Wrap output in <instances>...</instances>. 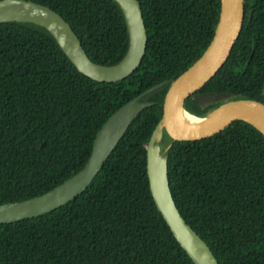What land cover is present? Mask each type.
<instances>
[{"label": "trees", "instance_id": "obj_1", "mask_svg": "<svg viewBox=\"0 0 264 264\" xmlns=\"http://www.w3.org/2000/svg\"><path fill=\"white\" fill-rule=\"evenodd\" d=\"M33 1L69 21L94 61L113 64L126 54L128 25L115 0ZM139 1L146 53L118 81L80 71L46 27L0 22V203L43 194L77 173L116 110L178 77L212 41L222 0ZM169 86L148 95L152 104L81 194L50 212L0 223V264H196L159 209L148 173L147 143ZM212 90L264 101V0L245 1L229 58L200 89ZM219 104L185 103L199 115ZM164 139L175 201L220 264H264V132L240 120L204 139L174 140L167 132Z\"/></svg>", "mask_w": 264, "mask_h": 264}, {"label": "water", "instance_id": "obj_2", "mask_svg": "<svg viewBox=\"0 0 264 264\" xmlns=\"http://www.w3.org/2000/svg\"><path fill=\"white\" fill-rule=\"evenodd\" d=\"M115 1L127 21L129 47L124 57L113 64L94 61L72 24L47 5L33 0H0V22L31 21L42 25L55 36L80 71L100 81H118L129 76L141 64L147 49L148 30L139 0ZM245 1L222 0L214 37L204 53L178 77L152 86L116 110L98 131L88 161L73 176L43 194L0 203V223L50 212L81 194L98 174L133 119L152 104L147 99L148 95L170 83L163 103L162 118L147 143L151 189L159 209L195 263L220 264L211 246L188 223L175 201L166 154L171 143L164 149L161 142L165 132L174 140L208 138L240 120L249 121L264 132V101L249 97L233 98V91H199L229 58L244 25ZM188 97L197 100L202 107L220 104L211 108L206 115H199L187 109L185 103ZM185 111L203 120L188 123L182 118Z\"/></svg>", "mask_w": 264, "mask_h": 264}, {"label": "bare ground", "instance_id": "obj_3", "mask_svg": "<svg viewBox=\"0 0 264 264\" xmlns=\"http://www.w3.org/2000/svg\"><path fill=\"white\" fill-rule=\"evenodd\" d=\"M182 118L188 123H196L203 120V118H199L198 116L191 114L187 111L183 112Z\"/></svg>", "mask_w": 264, "mask_h": 264}, {"label": "rangeland", "instance_id": "obj_4", "mask_svg": "<svg viewBox=\"0 0 264 264\" xmlns=\"http://www.w3.org/2000/svg\"><path fill=\"white\" fill-rule=\"evenodd\" d=\"M166 139V138H165ZM165 139H164V141H162L161 142V144H162V147H164V144H165Z\"/></svg>", "mask_w": 264, "mask_h": 264}, {"label": "flooded vegetation", "instance_id": "obj_5", "mask_svg": "<svg viewBox=\"0 0 264 264\" xmlns=\"http://www.w3.org/2000/svg\"><path fill=\"white\" fill-rule=\"evenodd\" d=\"M200 91V90H199Z\"/></svg>", "mask_w": 264, "mask_h": 264}]
</instances>
